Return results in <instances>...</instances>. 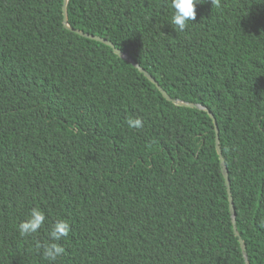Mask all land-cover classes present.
<instances>
[{
    "label": "trees",
    "instance_id": "trees-1",
    "mask_svg": "<svg viewBox=\"0 0 264 264\" xmlns=\"http://www.w3.org/2000/svg\"><path fill=\"white\" fill-rule=\"evenodd\" d=\"M62 5L0 0V264H245L208 114L66 30ZM66 13L214 116L236 229L264 264V0H208L184 31L169 0H70ZM33 208L45 221L21 236ZM61 219L69 234L51 241ZM37 242L65 251L50 262Z\"/></svg>",
    "mask_w": 264,
    "mask_h": 264
},
{
    "label": "clouds",
    "instance_id": "clouds-1",
    "mask_svg": "<svg viewBox=\"0 0 264 264\" xmlns=\"http://www.w3.org/2000/svg\"><path fill=\"white\" fill-rule=\"evenodd\" d=\"M208 2V0H169L172 9L171 24L176 26L179 31H184L189 22L196 20V5ZM211 4L219 5V0H210ZM128 126L130 128L139 129L143 126V121L140 118L129 119ZM45 221L44 213L33 208L28 219L21 221L18 225V231L21 236H31L38 232ZM70 225L63 219L55 222L49 232L51 241H60L63 237L69 234ZM37 249H43L44 259L54 262L59 256L64 253V248L58 243L52 242L40 244L37 242Z\"/></svg>",
    "mask_w": 264,
    "mask_h": 264
},
{
    "label": "water",
    "instance_id": "water-1",
    "mask_svg": "<svg viewBox=\"0 0 264 264\" xmlns=\"http://www.w3.org/2000/svg\"><path fill=\"white\" fill-rule=\"evenodd\" d=\"M68 2H70V0H63V5H62V25L63 27L71 32L76 33L77 35H79L80 37H83L85 39L91 40V41H95V42H99L107 47H109L112 52L119 57L120 59L127 61L128 63H130L135 69L138 70V72L142 73L144 75V77L151 83L153 84L156 89L158 90V92L161 94V96L169 103H172L175 106L178 107H184V108H190V109H197V110H201L204 111L208 114V116L210 117V119L212 120L213 126H214V132H215V150L216 153L218 155V160L221 166V170H222V175L224 178V182L226 185V190H227V196H228V206H229V212L231 215V219H232V225H233V233L236 237H238V243H239V247L242 253V257L244 259V263L245 264H249L248 261V257H247V253H246V248L244 245V242L242 241V239L239 237L238 231L236 229V222H235V218H236V212H235V207L233 204V198H232V194H231V188H230V181H229V177H228V172H227V168L225 166V162L223 160L222 154H221V150L219 147V139H218V127L215 121L214 116L210 113V111L199 104H192V103H188V102H184L182 100H178V99H172L158 84V82L144 69H142L140 67V65L138 63H136L132 58H130V56H128L125 53H122L121 51H119L118 49H116L114 47V45L107 41L104 38L98 37V36H94V35H89L86 33H83L81 31L78 30H73L69 23H68V17H67V13H66V8H67V4Z\"/></svg>",
    "mask_w": 264,
    "mask_h": 264
},
{
    "label": "bare ground",
    "instance_id": "bare-ground-1",
    "mask_svg": "<svg viewBox=\"0 0 264 264\" xmlns=\"http://www.w3.org/2000/svg\"><path fill=\"white\" fill-rule=\"evenodd\" d=\"M201 111V110H200ZM204 112V111H203ZM218 134H219V132H218Z\"/></svg>",
    "mask_w": 264,
    "mask_h": 264
}]
</instances>
